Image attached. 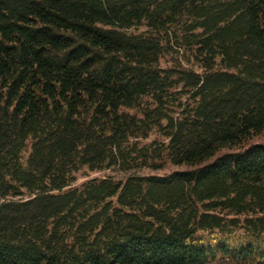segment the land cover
Wrapping results in <instances>:
<instances>
[{
	"label": "trees",
	"instance_id": "trees-1",
	"mask_svg": "<svg viewBox=\"0 0 264 264\" xmlns=\"http://www.w3.org/2000/svg\"><path fill=\"white\" fill-rule=\"evenodd\" d=\"M0 264H264V0H0Z\"/></svg>",
	"mask_w": 264,
	"mask_h": 264
},
{
	"label": "rangeland",
	"instance_id": "rangeland-1",
	"mask_svg": "<svg viewBox=\"0 0 264 264\" xmlns=\"http://www.w3.org/2000/svg\"><path fill=\"white\" fill-rule=\"evenodd\" d=\"M155 135H151L150 139L153 138ZM256 140H263V139H256ZM171 170V168L166 169V171ZM106 172L104 171H88L86 169H82L81 171L76 173V181L74 183V185H79L80 183H82L83 181H85L88 178L94 177V176H102L104 175Z\"/></svg>",
	"mask_w": 264,
	"mask_h": 264
}]
</instances>
